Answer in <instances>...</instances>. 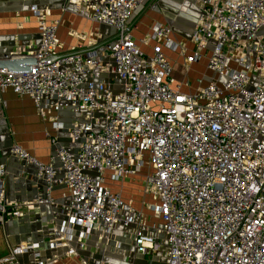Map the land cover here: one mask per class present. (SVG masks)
<instances>
[{"label":"built area","instance_id":"1","mask_svg":"<svg viewBox=\"0 0 264 264\" xmlns=\"http://www.w3.org/2000/svg\"><path fill=\"white\" fill-rule=\"evenodd\" d=\"M71 1L115 35L103 53L75 47L60 53L59 21L47 20L48 9L30 7L38 45L2 59L35 62L27 70L0 69V93L9 88L28 96L41 115L67 108L85 116L69 128L76 149L57 146L48 163L17 144L10 147L13 157L36 168L45 189L23 206L4 204L0 193L3 212L19 218L26 207L52 205V190L62 186L68 196L65 220L51 222L48 236L51 247L66 248L68 256L85 248L96 225L105 234L122 225L133 227L138 253L164 247V264H264V0H199L193 50L185 62L208 51L206 67L217 77L200 80L193 91H183L188 81L174 83L164 50L184 56L185 45L172 37L169 25L154 23L142 39L154 42L150 55L129 33L132 13L146 0ZM97 72L118 79L120 89L97 81ZM51 142L55 146L56 138ZM144 169L149 217L125 205L106 183L107 175L122 184ZM4 171L0 163V175ZM151 218L160 221L153 224L155 232L145 226ZM27 247L12 248L0 264H18L17 255Z\"/></svg>","mask_w":264,"mask_h":264},{"label":"crops","instance_id":"2","mask_svg":"<svg viewBox=\"0 0 264 264\" xmlns=\"http://www.w3.org/2000/svg\"><path fill=\"white\" fill-rule=\"evenodd\" d=\"M31 6L48 9L50 15L47 20L59 21L56 36L61 44L60 53L68 52L71 47L83 53L94 50L98 54L103 53V44L115 35L111 27L93 22L78 12L71 0H0V59L13 51L27 54L38 45L39 31ZM200 10L199 0H146L128 21L129 33L147 55L151 54L154 42L144 44L142 39L151 33L152 25L162 23L171 27L172 37L185 45V55H175L176 52L168 49L164 52L172 65L174 83L189 82V87H183V91H193L200 80L205 84L217 77L206 67L208 51H204L199 60L185 62V57L193 50L190 37L198 23ZM95 79L110 84L114 91L120 89L121 82L109 73L97 72ZM84 116V113H75L67 108H50L41 115L28 96H19L9 88L0 93V163L5 169L0 175V193L4 204L23 206L32 203L42 196L45 189L43 180L36 176V168L13 157L10 147L17 144L40 162L48 163L57 146L76 149V144L69 137V128L82 121ZM55 123L61 128L56 129ZM53 137L57 141L55 146L51 142ZM111 181L107 175V186L120 193L125 205L137 214L151 216L146 205L152 200L144 202L134 195L131 187L125 188ZM51 196L54 199L52 205L26 207L23 216H7L0 223V257L6 256L16 246H28L17 255L18 264H81L82 260L86 264H164V247L146 254L135 250L132 226L118 225L105 234L101 226L96 225L86 240L85 248L77 249V256H68L64 247H51L48 236L50 224H60L65 220L68 201L67 191L62 186L55 187ZM153 224L158 226L160 221L151 218L145 226L155 232ZM29 245L35 248L30 249ZM71 245L76 248V237H73Z\"/></svg>","mask_w":264,"mask_h":264},{"label":"water","instance_id":"3","mask_svg":"<svg viewBox=\"0 0 264 264\" xmlns=\"http://www.w3.org/2000/svg\"><path fill=\"white\" fill-rule=\"evenodd\" d=\"M35 60L31 57H17L10 59H0V69H7L10 71L27 70ZM0 215H2L3 220L7 219V215L3 212V207L0 205Z\"/></svg>","mask_w":264,"mask_h":264},{"label":"rangeland","instance_id":"4","mask_svg":"<svg viewBox=\"0 0 264 264\" xmlns=\"http://www.w3.org/2000/svg\"><path fill=\"white\" fill-rule=\"evenodd\" d=\"M175 55H178V54L176 53ZM146 172H147L146 169L142 170V172L140 174H138L136 177H134V178L131 177L132 181L130 180L131 178H129L128 180L124 181L122 183V185L125 188L131 187L130 189H132V192L134 193V195L139 197L140 200L143 199L144 202H149L152 200L151 194L149 192L144 191V177L146 175ZM111 182H115V181H111ZM115 183H118V182H115ZM132 183L134 184L133 187L131 186ZM118 184H120V183H118ZM9 210H10V208L7 209V211H9Z\"/></svg>","mask_w":264,"mask_h":264}]
</instances>
